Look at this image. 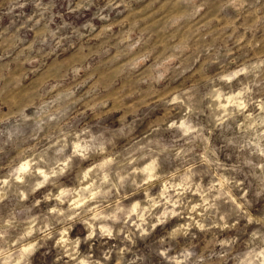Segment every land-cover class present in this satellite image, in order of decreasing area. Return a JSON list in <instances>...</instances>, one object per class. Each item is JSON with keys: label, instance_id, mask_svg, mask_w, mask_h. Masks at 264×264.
<instances>
[{"label": "clouds", "instance_id": "obj_1", "mask_svg": "<svg viewBox=\"0 0 264 264\" xmlns=\"http://www.w3.org/2000/svg\"><path fill=\"white\" fill-rule=\"evenodd\" d=\"M0 264H264V0H0Z\"/></svg>", "mask_w": 264, "mask_h": 264}, {"label": "rangeland", "instance_id": "obj_2", "mask_svg": "<svg viewBox=\"0 0 264 264\" xmlns=\"http://www.w3.org/2000/svg\"><path fill=\"white\" fill-rule=\"evenodd\" d=\"M28 93H25V95H27ZM116 110H118V109H113V111H116Z\"/></svg>", "mask_w": 264, "mask_h": 264}]
</instances>
